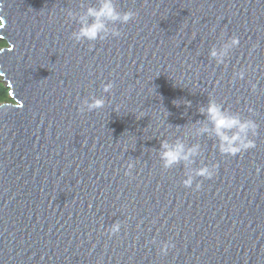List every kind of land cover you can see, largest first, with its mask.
<instances>
[{
	"label": "water",
	"instance_id": "95a60500",
	"mask_svg": "<svg viewBox=\"0 0 264 264\" xmlns=\"http://www.w3.org/2000/svg\"><path fill=\"white\" fill-rule=\"evenodd\" d=\"M114 2L135 19L89 50L69 39L79 25L66 14L97 0H0L11 99L0 104V264H264V0ZM231 36L239 46L216 65L210 48ZM89 96L105 107L78 114ZM209 98L256 121V148L221 156L214 139L188 137L202 149L193 167L218 166L193 191L157 150L199 127ZM164 242L174 247L161 256Z\"/></svg>",
	"mask_w": 264,
	"mask_h": 264
},
{
	"label": "clouds",
	"instance_id": "9594fccd",
	"mask_svg": "<svg viewBox=\"0 0 264 264\" xmlns=\"http://www.w3.org/2000/svg\"><path fill=\"white\" fill-rule=\"evenodd\" d=\"M67 17L70 21H75L79 28L70 34L69 39L79 44L87 42L89 50L94 42L104 41L109 37L118 39L121 36V31L116 27L128 24L134 20L136 13L133 11L121 12L117 9L114 0H97L96 5H90L84 9L82 15L76 16L68 12ZM2 19V18H0ZM2 26V25H0ZM239 38L231 36L228 40L220 45L219 48L213 46L210 48L208 56L210 60H214L216 65H225L231 51L239 46ZM256 45H252L249 50H256ZM245 77V70L241 69L233 73L234 80H242ZM114 85L110 81L102 85L101 91L105 94H111ZM251 90L256 91V85H251ZM190 103L186 104V107ZM105 107V100L95 96H89L82 99L77 108L78 114L93 112ZM120 105L113 108V112L119 113ZM250 115H255L252 108L247 109ZM200 115L204 117V121L199 122V127L188 129L184 133V138H176L174 141L161 140L160 148L157 150V156L161 162L163 170L167 171L181 165L184 170V179L181 181V186L185 189L199 191L202 180H211L217 170V164L208 166L204 164L203 159L199 160L200 166L193 167L197 163V159L202 155L201 145L194 143L189 146L186 143L188 137L199 138L201 136L214 139V148L221 156L236 157L248 150L256 148L255 138L258 135L259 125L255 120L244 118L239 112H230L227 108H223L220 103L209 98L206 106H201L198 109ZM136 119L139 120L145 116L144 112L134 113ZM167 115V114H166ZM166 119V116H165ZM159 126V125H158ZM135 146V141L129 139L125 142L122 152L129 151ZM134 161H129L124 171L125 177H131V171L134 167ZM260 171L257 168V173ZM195 182V186L193 184ZM121 223L114 222L106 229L109 238L117 235L120 232ZM155 243V240L149 241ZM174 247L171 242H164L160 245L159 255L166 256L170 249Z\"/></svg>",
	"mask_w": 264,
	"mask_h": 264
},
{
	"label": "trees",
	"instance_id": "16d2710c",
	"mask_svg": "<svg viewBox=\"0 0 264 264\" xmlns=\"http://www.w3.org/2000/svg\"><path fill=\"white\" fill-rule=\"evenodd\" d=\"M5 46H6V42L4 40H0V48L5 47ZM8 102H11V99L9 97V90L3 84V82L0 81V104L8 103Z\"/></svg>",
	"mask_w": 264,
	"mask_h": 264
},
{
	"label": "rangeland",
	"instance_id": "374dc122",
	"mask_svg": "<svg viewBox=\"0 0 264 264\" xmlns=\"http://www.w3.org/2000/svg\"><path fill=\"white\" fill-rule=\"evenodd\" d=\"M2 79L0 78V81H1Z\"/></svg>",
	"mask_w": 264,
	"mask_h": 264
}]
</instances>
